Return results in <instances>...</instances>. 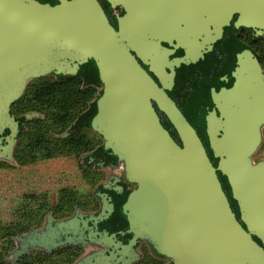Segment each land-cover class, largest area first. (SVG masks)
<instances>
[{"label":"water","instance_id":"obj_1","mask_svg":"<svg viewBox=\"0 0 264 264\" xmlns=\"http://www.w3.org/2000/svg\"><path fill=\"white\" fill-rule=\"evenodd\" d=\"M58 1L0 0V134L10 130L0 161L17 164L11 109L29 84L53 74L75 76L93 60L103 86L93 128L136 185L124 206L135 233L129 247L138 238L150 241L173 264H264V158L255 159L264 144L259 61L251 52L239 55L233 85L212 92L205 137L217 166L168 94L177 69L211 52L235 13L237 26L264 28V0H107L124 10L118 29L99 0ZM218 172L228 180L241 221ZM52 220L41 232L13 237L5 262L66 245L57 230L68 225L55 229Z\"/></svg>","mask_w":264,"mask_h":264},{"label":"flooded vegetation","instance_id":"obj_2","mask_svg":"<svg viewBox=\"0 0 264 264\" xmlns=\"http://www.w3.org/2000/svg\"><path fill=\"white\" fill-rule=\"evenodd\" d=\"M37 1L50 5H56L59 2L58 0ZM99 2L113 27L118 29L117 19L124 15L123 8H113L107 0H99ZM239 16V13L233 15L230 24L224 28L222 38L214 45L212 51L194 63L198 80L199 77L203 78V75H206L203 74L206 67L211 71L207 74L211 76V80L213 75L220 74V88L212 87L210 84L211 96L213 91L219 92L222 88L233 85L235 82L233 73L238 64L239 55L245 52H251L255 56L264 72V28L237 26ZM177 53L181 56L183 50ZM231 53L235 54V59L231 58ZM233 60H235V69L228 72L227 68L233 64ZM58 76L60 75L53 74L49 77L58 79ZM82 84L85 88L94 86L97 90L96 94L86 101L87 109L83 110V116H85L101 94L100 90L103 86L102 83L85 85V81ZM34 112L40 113L43 117H28ZM158 113L161 115L160 111ZM11 114L18 123L17 144L14 150L17 164L13 165L5 160H1L0 163L15 167L22 166L24 161V158L20 157L22 155H27V158L32 156L35 158L34 163L69 158L79 171V179L85 181L84 189L69 188L70 197L62 192L60 195L64 196L60 202L47 206L39 226L30 227L27 231L16 235L41 232L51 215L52 228L58 229L61 222L68 225L64 232L57 230L60 239L67 244L50 253L37 249L30 250L25 255L33 252H43L48 255L61 253L64 254L65 264H173L150 241L138 238L129 247L135 233L131 231L128 212L124 206L129 193L136 188V185L126 179L119 168L118 157L110 149L105 148L103 137L94 130L93 121L98 113L93 118L91 127L85 124L80 125V120L77 118L71 120V116L70 118L68 116L67 121H62L59 118L60 112L57 110L49 114L45 109L26 110L20 105L16 109L12 107ZM46 121L50 124H46ZM9 136V129H5L0 134L1 151L8 146ZM229 201L234 211L233 201L235 200L229 198ZM43 205L46 204H40V206ZM13 244L15 248L14 241Z\"/></svg>","mask_w":264,"mask_h":264},{"label":"trees","instance_id":"obj_3","mask_svg":"<svg viewBox=\"0 0 264 264\" xmlns=\"http://www.w3.org/2000/svg\"><path fill=\"white\" fill-rule=\"evenodd\" d=\"M230 55L231 58L235 59V54L231 53ZM215 66H218V62L215 64ZM143 67L147 69V66L143 65ZM195 68L196 64L182 65L180 68H178L176 71V84L171 91H168V94L177 103L183 114L197 130L199 136L204 142L205 147L207 148L211 161L213 162L214 166H217L218 159L213 157V153L210 150L205 137V120L207 114L213 108L210 94L211 91L209 90V87L211 84L212 87L218 89L220 88V74L213 75V80H211V76H207V74H209L211 71L206 67V70H204L203 73L206 75H203V78L202 76L199 77L198 80L196 78ZM234 69L235 60H233V64L227 68V71L230 72ZM84 81L85 85L88 83H101L98 68L93 60L81 65L78 75L76 76L60 75L58 76V79H55L54 77H46L32 81L29 84L25 95L12 107L13 109H16L21 105L26 110L39 108L47 110L48 113L57 110L60 112L59 118L62 121H67L68 116L69 118L71 116V120H75L76 118L77 120L79 119L80 125L85 124V126L91 127L92 120L98 113L97 104L101 94L96 98L95 102L92 104V107L85 113V116H83V110L87 109L86 101L93 97L97 91L94 86L89 88L82 86ZM231 86L232 85L228 87ZM212 90H214V88H212ZM100 93H102V90H100ZM160 114L165 128L169 130L172 137L181 145L182 143L175 128L163 113ZM218 173L225 192L227 193L228 197L232 199L229 194V183L227 178L220 172ZM233 202L234 212L236 216H238L237 218L241 221L237 202ZM243 226L245 227L244 224ZM27 230L28 226L17 233L12 232L8 237L12 238L13 236H16L17 234ZM254 239L261 244V241L257 237L254 236ZM11 240L12 239H10V243ZM36 254L40 255L41 258L38 257L37 260L30 259L29 254L21 257L17 264H44L53 256L43 252H36ZM0 264L9 263L5 261L3 262V257H0Z\"/></svg>","mask_w":264,"mask_h":264},{"label":"rangeland","instance_id":"obj_4","mask_svg":"<svg viewBox=\"0 0 264 264\" xmlns=\"http://www.w3.org/2000/svg\"><path fill=\"white\" fill-rule=\"evenodd\" d=\"M45 123L50 124L49 121ZM20 157L24 158L22 166L0 163V257L3 262L14 249L11 237H8L12 232L17 233L27 226L28 229L39 226L47 206L60 202L65 194L70 197L69 188L84 189L85 181L79 179V171L71 159L56 158L34 163L32 156ZM262 158L264 144L256 160ZM62 192L64 195H60ZM41 203L46 205L40 206ZM38 257L41 258L36 252L30 254V259L37 260ZM49 263L65 264L64 254H53L44 264Z\"/></svg>","mask_w":264,"mask_h":264}]
</instances>
